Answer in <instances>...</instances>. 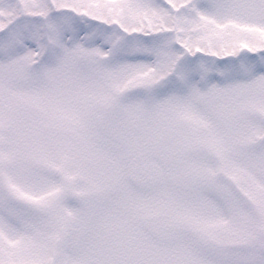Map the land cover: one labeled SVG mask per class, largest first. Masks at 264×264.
I'll list each match as a JSON object with an SVG mask.
<instances>
[{"label": "rangeland", "instance_id": "obj_1", "mask_svg": "<svg viewBox=\"0 0 264 264\" xmlns=\"http://www.w3.org/2000/svg\"><path fill=\"white\" fill-rule=\"evenodd\" d=\"M0 114V264L251 256L227 246L232 229H175L134 246L117 231L108 244L105 221L116 208L108 183L147 160L173 186L214 170L196 194L214 196L202 209L255 226V208L264 219V0H0ZM180 135L197 160L185 163ZM168 181L170 205L161 189L125 190L122 205L180 214L181 190ZM252 254L264 264L263 248Z\"/></svg>", "mask_w": 264, "mask_h": 264}, {"label": "flooded vegetation", "instance_id": "obj_2", "mask_svg": "<svg viewBox=\"0 0 264 264\" xmlns=\"http://www.w3.org/2000/svg\"><path fill=\"white\" fill-rule=\"evenodd\" d=\"M48 109L51 111H54L53 108L49 107V103H47ZM140 133H143L140 131ZM138 133V134H140ZM143 134H146L147 136H150V132H145ZM182 136L181 142L182 147L181 152L184 156L185 163H188L190 160H197V153L198 150L195 148L193 149L191 147L192 144H190V138L187 139V137L183 138ZM125 138H127V145L126 148L129 146H133V143H131V140L124 135ZM145 138V137H143ZM142 138V139H143ZM153 139V138H152ZM176 139V137L174 138ZM141 140L139 139L138 143ZM129 144V146H128ZM26 148V146H24ZM114 152H118L117 149L114 150ZM126 156L122 155L121 159H124ZM215 158H212L214 160ZM170 161V157L167 159L166 162ZM149 162H153L150 160H147L143 163L139 169H137L136 174L133 175H118L115 177L116 181L108 183L109 185L112 184V190L109 191V195H113L115 199V206L116 208H113L111 206V219L110 222L106 219L105 225L110 233L109 242L114 243L115 238L117 236V232L119 233V242H122L123 245L127 243H131L134 246H144V244L147 243L148 239L153 233L160 232V237H162L163 233L171 232L175 229H181L184 232L189 231H208L210 235H213L214 231H219V234L223 237H226L225 228L232 229L233 235H231L230 241L227 243V246L229 248H233L235 250H239L240 253H249L251 256L244 257L243 255L238 257L237 259L233 260L236 264H256V259L253 258V256L257 257L256 254H252L253 250H256L257 248L261 247L264 251V219L260 218L259 212L255 208H251L253 211H251L256 219L259 221L258 224L254 226V224L251 223H235L233 212L231 215L226 218L225 216H222L223 214L219 213L216 215V211H222L219 209H216L214 207H205L201 208L200 204L203 202V205H205V202L208 204L210 202H214V196L210 194V196L204 197H197V192H202L204 188H207L206 185L210 183V179L215 175L213 174L214 170L212 172H209V175H202V176H187L182 175L181 178V185H175L172 182L174 179L173 177H169L168 173L164 172V166L159 165L163 170V177L159 184L157 185H150L149 181L140 174L141 168ZM213 174V175H212ZM82 178V177H81ZM84 179H91L94 183L97 181V177L94 175H84ZM82 178V179H83ZM167 180L168 182L173 186L174 189L181 190V196L184 199L183 200V208L181 209V213H177L175 211H178L176 209H170V211H142L139 207V204L137 207L132 206L131 208H124L122 204H125L127 206H130L131 200L125 201L127 198L123 197L125 194V190H133L137 191V193H143L145 195L152 193L155 189H161L162 192L160 193L161 199L163 201V204L170 205V199L169 195L172 192V187H168V189H165V186ZM202 186V187H201ZM211 190V189H209ZM194 192V197L190 198V192ZM212 191V190H211ZM154 193V192H153ZM213 193V192H211ZM125 198V199H120ZM128 202V204H127ZM109 206V197H107L106 202ZM170 203V204H169ZM186 205V206H185ZM170 207V206H169ZM235 211H237L235 209ZM56 215L54 217L53 223L55 227L59 228V225L61 224V214L59 211H55ZM247 213V211H244ZM202 214L204 216H202ZM244 214L243 216H245ZM222 222L223 224H220L219 222ZM243 221V220H242ZM223 225V226H222ZM118 226H120V229H117ZM259 226V227H258ZM224 227V228H221ZM123 228V229H121ZM255 229L257 230V234L255 235L254 232H252ZM117 231V232H116ZM133 231L132 233L135 234L134 238L132 240H128V236H130L128 233ZM255 235V236H254ZM132 236V235H131ZM215 238V237H214ZM171 240V239H169ZM209 242L217 243L214 240H210L207 238ZM149 242V241H148ZM118 245V244H116ZM147 256H144L143 259L145 260Z\"/></svg>", "mask_w": 264, "mask_h": 264}, {"label": "water", "instance_id": "obj_3", "mask_svg": "<svg viewBox=\"0 0 264 264\" xmlns=\"http://www.w3.org/2000/svg\"><path fill=\"white\" fill-rule=\"evenodd\" d=\"M152 184L159 183L161 177L160 169L155 165H149L142 170Z\"/></svg>", "mask_w": 264, "mask_h": 264}]
</instances>
